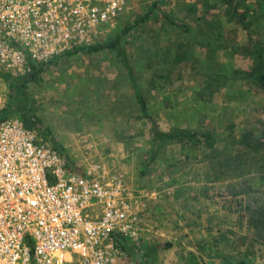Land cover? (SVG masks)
Instances as JSON below:
<instances>
[{
  "label": "rangeland",
  "instance_id": "obj_1",
  "mask_svg": "<svg viewBox=\"0 0 264 264\" xmlns=\"http://www.w3.org/2000/svg\"><path fill=\"white\" fill-rule=\"evenodd\" d=\"M263 9L264 0H133L93 45L119 36L158 128L210 130L221 138L218 149L230 153L241 145V131L258 135L264 127V90L249 50H240L248 32L253 44L260 38ZM39 75L26 83L28 106L47 130V141L33 130L37 139L56 144L71 167L103 162L119 170L144 204L139 248L122 264H187L190 254L197 264H232L244 248L264 260L243 217L255 195L237 193L240 179L231 170H208L209 151L169 144L145 162L147 124L112 51L75 52ZM20 101L18 89L0 78V117H11ZM209 172L219 178L207 181ZM165 242L170 246L163 249ZM153 245L157 250L143 260L142 248Z\"/></svg>",
  "mask_w": 264,
  "mask_h": 264
},
{
  "label": "built area",
  "instance_id": "obj_2",
  "mask_svg": "<svg viewBox=\"0 0 264 264\" xmlns=\"http://www.w3.org/2000/svg\"><path fill=\"white\" fill-rule=\"evenodd\" d=\"M133 0H0V69L23 74L96 43ZM78 167V168H77ZM71 167L18 118L0 119V264H122L142 206L103 162Z\"/></svg>",
  "mask_w": 264,
  "mask_h": 264
},
{
  "label": "trees",
  "instance_id": "obj_3",
  "mask_svg": "<svg viewBox=\"0 0 264 264\" xmlns=\"http://www.w3.org/2000/svg\"><path fill=\"white\" fill-rule=\"evenodd\" d=\"M150 12V11H149ZM149 12L139 16L134 23L144 20ZM175 27L182 28V26L174 21L168 20ZM260 22V38L254 40L252 43L250 32L247 33L248 40L246 45L242 46L240 50L244 53L249 50L253 67L251 72H256L254 76L255 82L264 90V9L259 14ZM243 26V25H242ZM184 29V28H183ZM126 31V30H123ZM112 51L124 73L127 77L128 84L133 96V99L137 105V110L142 121L147 124L146 141L148 142V148L146 152V163L154 160L160 150L169 144L179 145L180 149H195L204 150L210 152V160L208 164V170L218 169L219 174L227 173L231 170L233 176L240 179V187L237 193H243L250 191L255 196L253 198L254 206L245 207V214H243L244 221L248 228L253 229L254 237H257V243L264 248V127L259 134L253 133L250 129H245L240 132L238 144L234 145L233 150L230 153H225L218 149V142L221 139L215 135L212 131L202 130H170L164 131L158 128L155 119L148 113L147 104L144 97L141 95L136 81L132 75L128 59L125 51L120 44L119 36L106 40L101 44L90 45L87 47H76L72 51H67L59 58L50 60L46 64H33L29 63V68L23 74L12 75L8 71L0 69V78L8 82V89L15 90L16 88L20 92V106L11 117L18 118L24 127L36 130L42 137L43 141H47V130L42 129L40 126L39 118L34 114L32 107L28 106L32 101H28V93L26 90L27 82H37L40 79V73L44 70V67L55 64L60 58L69 56L75 52L84 51H98V50ZM239 51V50H236ZM246 52L245 54H247ZM12 82H18V85ZM6 116H1L0 119ZM57 149V145L52 142L51 144ZM207 181L214 182L219 178V175L215 172H209L206 174ZM121 248L125 256L133 254V245H128L126 242L120 243ZM170 246V243L165 242L160 247L166 249ZM237 257L230 259L232 264H264V260L260 261L255 258L251 249L244 248ZM157 250V246H149L145 249L142 248V257L148 258L150 254H153ZM264 251V249H263ZM264 258V257H263ZM187 264H197V260L193 255H189Z\"/></svg>",
  "mask_w": 264,
  "mask_h": 264
}]
</instances>
